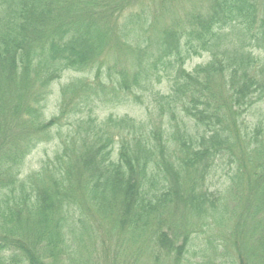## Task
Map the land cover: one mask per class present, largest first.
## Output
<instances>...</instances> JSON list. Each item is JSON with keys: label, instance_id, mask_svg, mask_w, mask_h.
Returning a JSON list of instances; mask_svg holds the SVG:
<instances>
[{"label": "trees", "instance_id": "16d2710c", "mask_svg": "<svg viewBox=\"0 0 264 264\" xmlns=\"http://www.w3.org/2000/svg\"><path fill=\"white\" fill-rule=\"evenodd\" d=\"M149 100L168 129L96 114ZM263 100L264 0H0V264H264Z\"/></svg>", "mask_w": 264, "mask_h": 264}, {"label": "rangeland", "instance_id": "374dc122", "mask_svg": "<svg viewBox=\"0 0 264 264\" xmlns=\"http://www.w3.org/2000/svg\"><path fill=\"white\" fill-rule=\"evenodd\" d=\"M160 23L162 24V17ZM208 59H209V54L202 53L199 56H192L191 58H189L184 66L186 69L191 70L196 65L206 63ZM75 76H77V74L71 71H66L61 75L58 81L52 83L51 86L52 95L49 98L48 108L46 111L48 113V116H49V112L53 110L52 105H54V103L56 102L55 99L58 98L60 86L63 85L64 83H67L72 77ZM157 89L160 91L161 94L166 93L168 91L167 81H163L160 84H158ZM96 111L98 118H105L109 114H112L114 116L129 115L138 120L149 121L156 125H158V123L160 124L164 123V125L167 126V129L169 128L170 125H173V121H174L168 110L164 109V111H162L161 114V109L158 101L153 102L151 100L145 101L144 104H140L139 102L136 101L134 103L133 102L128 104L122 103L119 105H116L115 103L114 104L109 103L105 106L98 108ZM263 115H264V100L260 103H257L256 106H254V109L252 108L250 110V112L247 114V119L250 123H252L256 119L262 117ZM179 117H183V116L181 114H177V118ZM56 142L57 140L48 141V142L42 141L38 143L35 146V148L24 159V162L21 166L20 176L23 177L27 173L38 169L41 163L43 162L42 160H44L47 157H51L54 153ZM223 182H226V176L224 174V171L219 168H217L215 173H211V175L207 177V183H208L207 185H210V189H217V188L219 189L220 188L219 186ZM224 227L226 226L224 225L222 227L217 226L216 228L209 226V229H207L206 234L209 240L211 239L213 241L215 240L214 242H212L213 245L211 246L210 244H207L202 246L198 244L197 240H194L193 246L190 247L191 248L190 253H198V254L204 253L209 258L215 252L214 247H219L217 249H219L220 251L226 250L225 248H228L226 238L223 235L214 236L213 234L214 231H216L217 233V231H221ZM202 235L203 234H200V236ZM198 257L199 258H192L191 260L199 261L200 256Z\"/></svg>", "mask_w": 264, "mask_h": 264}]
</instances>
